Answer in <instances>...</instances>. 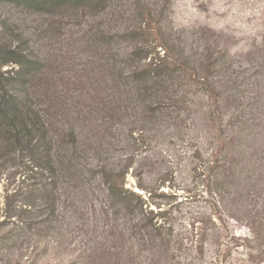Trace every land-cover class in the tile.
<instances>
[{
	"label": "rangeland",
	"instance_id": "374dc122",
	"mask_svg": "<svg viewBox=\"0 0 264 264\" xmlns=\"http://www.w3.org/2000/svg\"><path fill=\"white\" fill-rule=\"evenodd\" d=\"M61 11L0 7V44L44 62L10 89L40 86L65 163L0 136V264H264V0ZM159 41L164 77L143 72ZM110 170L145 214L108 198Z\"/></svg>",
	"mask_w": 264,
	"mask_h": 264
},
{
	"label": "trees",
	"instance_id": "16d2710c",
	"mask_svg": "<svg viewBox=\"0 0 264 264\" xmlns=\"http://www.w3.org/2000/svg\"><path fill=\"white\" fill-rule=\"evenodd\" d=\"M112 0H0V7L3 5H14L26 10L34 12H48L54 13L56 11L67 10L69 8H76L78 10L86 11L107 7ZM143 14L148 15L149 11L140 7ZM150 16V14H149ZM160 42V41H159ZM159 45L165 50V56L160 57L161 63L154 67L146 69L144 73H151V70L160 77H164L170 72V66L166 62L170 56V50L167 45L160 42ZM138 53L137 51L134 52ZM5 65H15L17 69L3 70ZM151 66L153 63L150 64ZM44 62L42 60H31L26 53L21 51L19 47L5 46L0 44V131L1 135L6 138L5 144L13 146L19 151H36V147H47L46 164L52 169H65V163L58 160L53 152V137L48 138L51 131L52 123L46 121L40 112H37L33 106L34 97H38V89L34 91L27 90L25 97L17 95L10 89L13 80L18 78L32 81L43 69ZM12 74L17 75L16 77ZM50 89V88H49ZM56 96V95H55ZM55 99V100H53ZM48 100L59 101V98ZM1 139V138H0ZM2 141V140H1ZM48 145V146H47ZM58 156V155H57ZM102 185L106 189L108 198L113 202L122 204L127 210L133 211L134 208L139 212L145 214L144 205L147 201L136 191L125 186V174L122 171H104L100 179ZM135 203V204H134ZM147 213H153L149 211Z\"/></svg>",
	"mask_w": 264,
	"mask_h": 264
}]
</instances>
